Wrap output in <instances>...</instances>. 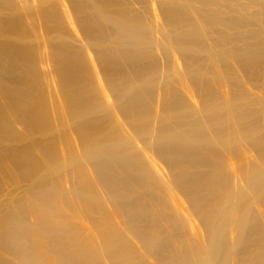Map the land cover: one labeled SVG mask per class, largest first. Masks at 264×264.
I'll list each match as a JSON object with an SVG mask.
<instances>
[{
	"label": "bare ground",
	"instance_id": "bare-ground-1",
	"mask_svg": "<svg viewBox=\"0 0 264 264\" xmlns=\"http://www.w3.org/2000/svg\"><path fill=\"white\" fill-rule=\"evenodd\" d=\"M0 264H264V0H0Z\"/></svg>",
	"mask_w": 264,
	"mask_h": 264
}]
</instances>
